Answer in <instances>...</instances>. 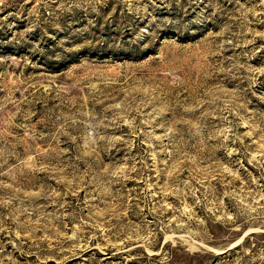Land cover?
Instances as JSON below:
<instances>
[{
	"label": "rangeland",
	"instance_id": "1",
	"mask_svg": "<svg viewBox=\"0 0 264 264\" xmlns=\"http://www.w3.org/2000/svg\"><path fill=\"white\" fill-rule=\"evenodd\" d=\"M0 264H264V0H0Z\"/></svg>",
	"mask_w": 264,
	"mask_h": 264
}]
</instances>
